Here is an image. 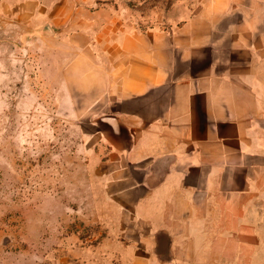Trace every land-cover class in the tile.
Instances as JSON below:
<instances>
[{"label": "crops", "instance_id": "0c3cea01", "mask_svg": "<svg viewBox=\"0 0 264 264\" xmlns=\"http://www.w3.org/2000/svg\"><path fill=\"white\" fill-rule=\"evenodd\" d=\"M124 9L113 0H0L7 28L33 45L68 47L76 89H86L90 134L102 140L90 158L118 207L114 234L129 242L111 253L132 255L109 264H256L264 2L198 0L165 28L143 29Z\"/></svg>", "mask_w": 264, "mask_h": 264}, {"label": "rangeland", "instance_id": "374dc122", "mask_svg": "<svg viewBox=\"0 0 264 264\" xmlns=\"http://www.w3.org/2000/svg\"><path fill=\"white\" fill-rule=\"evenodd\" d=\"M113 3L144 29L185 19L198 0ZM34 41L0 23V264L129 262L111 253L129 242L114 234L118 207L106 202L90 158L102 140L90 134L69 49Z\"/></svg>", "mask_w": 264, "mask_h": 264}, {"label": "water", "instance_id": "95a60500", "mask_svg": "<svg viewBox=\"0 0 264 264\" xmlns=\"http://www.w3.org/2000/svg\"><path fill=\"white\" fill-rule=\"evenodd\" d=\"M99 123L101 124L102 123V120H100L99 121ZM110 137H112L111 135H109ZM115 138H117V136L115 135ZM158 245H159V249H161L163 252H164V255H166V249L168 248L166 245H165V243H163V244H160V243H158Z\"/></svg>", "mask_w": 264, "mask_h": 264}]
</instances>
